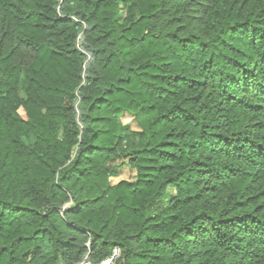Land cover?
Segmentation results:
<instances>
[{"label":"trees","instance_id":"trees-1","mask_svg":"<svg viewBox=\"0 0 264 264\" xmlns=\"http://www.w3.org/2000/svg\"><path fill=\"white\" fill-rule=\"evenodd\" d=\"M114 249L264 264V0H0V264Z\"/></svg>","mask_w":264,"mask_h":264},{"label":"built area","instance_id":"built-area-1","mask_svg":"<svg viewBox=\"0 0 264 264\" xmlns=\"http://www.w3.org/2000/svg\"><path fill=\"white\" fill-rule=\"evenodd\" d=\"M120 256H121L120 250L119 249H114V251L112 252V254L108 258L104 259L101 262L91 263V262H89L86 259V260H84L80 264H116V262L119 260Z\"/></svg>","mask_w":264,"mask_h":264},{"label":"rangeland","instance_id":"rangeland-1","mask_svg":"<svg viewBox=\"0 0 264 264\" xmlns=\"http://www.w3.org/2000/svg\"><path fill=\"white\" fill-rule=\"evenodd\" d=\"M123 122H124L125 124H131V128H132V129H136V126L132 123L131 118H129V117H125V118L123 119ZM129 176H130V174H129V170H128V168H126V169H124V172H123V175L121 176V178L118 179V180H115V182H117V181H119V180H121V179H127ZM171 192L173 193L174 191L171 189Z\"/></svg>","mask_w":264,"mask_h":264},{"label":"water","instance_id":"water-1","mask_svg":"<svg viewBox=\"0 0 264 264\" xmlns=\"http://www.w3.org/2000/svg\"><path fill=\"white\" fill-rule=\"evenodd\" d=\"M129 71H130V69L127 68V77H129Z\"/></svg>","mask_w":264,"mask_h":264}]
</instances>
